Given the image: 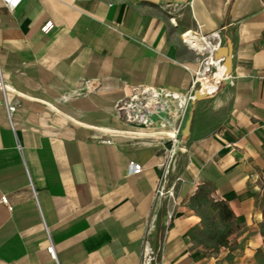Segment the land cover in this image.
Returning <instances> with one entry per match:
<instances>
[{
	"label": "crops",
	"instance_id": "obj_1",
	"mask_svg": "<svg viewBox=\"0 0 264 264\" xmlns=\"http://www.w3.org/2000/svg\"><path fill=\"white\" fill-rule=\"evenodd\" d=\"M187 28L227 37L230 71L191 104L158 196L170 155L112 107L134 85L188 87ZM1 194L0 264H140L143 244L158 264H264L263 1L0 0Z\"/></svg>",
	"mask_w": 264,
	"mask_h": 264
},
{
	"label": "built area",
	"instance_id": "obj_2",
	"mask_svg": "<svg viewBox=\"0 0 264 264\" xmlns=\"http://www.w3.org/2000/svg\"><path fill=\"white\" fill-rule=\"evenodd\" d=\"M5 5L12 9L18 0H3ZM172 3H167L170 6L167 9L169 16L168 19L174 22V13ZM52 23L49 19L45 20L40 28L46 31L51 27ZM190 30L184 29L181 32V39L189 48L193 49L198 57V65L193 70L190 83L185 89H173L164 85H134L128 94L123 95L116 99L113 103L112 113L117 115L124 123L131 126V132L138 134V136H151L154 141L160 144L162 149L171 155L184 136L183 127L192 104L191 100L195 93H201V80L205 76H212L214 85L205 89L207 95L213 93L218 86L220 80L224 78L223 65L221 58L212 56L216 47L223 43L221 36L216 31H211L208 37L198 34L192 29L191 36L198 40L200 47L191 46L189 41H186L182 35ZM217 63H220L222 71L220 75H214L217 70ZM6 111L10 114L18 105L17 102H8L3 98ZM154 134V135H153ZM110 141L109 138L103 139ZM165 165L163 172H165ZM127 172L137 173L141 170V164L133 159L127 161ZM163 177V173H162ZM164 182L160 178V185L155 188L156 195L167 194L172 196L171 187L164 188ZM0 201L8 208L5 194L0 195ZM169 215V213H168ZM46 251L54 257L53 247L51 241L45 246ZM140 264H158L156 259V249H153L149 244H143Z\"/></svg>",
	"mask_w": 264,
	"mask_h": 264
},
{
	"label": "water",
	"instance_id": "obj_3",
	"mask_svg": "<svg viewBox=\"0 0 264 264\" xmlns=\"http://www.w3.org/2000/svg\"><path fill=\"white\" fill-rule=\"evenodd\" d=\"M230 50H231L230 40L227 37H225L224 43L218 45L212 54V56L214 58H216V57L221 58V63L223 65V74H225L224 75L225 80H226V78L229 74V71H230ZM206 96H207V94L204 90L201 93H195L191 102L194 103L196 100H198L202 97H206ZM188 123H189V119H187L185 121V124L183 127V132L185 134L188 132Z\"/></svg>",
	"mask_w": 264,
	"mask_h": 264
},
{
	"label": "rangeland",
	"instance_id": "obj_4",
	"mask_svg": "<svg viewBox=\"0 0 264 264\" xmlns=\"http://www.w3.org/2000/svg\"><path fill=\"white\" fill-rule=\"evenodd\" d=\"M183 151L184 150L182 147V143L180 142L177 146H175L173 153L170 155V158L168 159V161H166V165H167L166 169H168V172L163 177L161 176L162 181L164 182V186L166 188L171 187L172 193H173V184L176 178H175L174 172H170V170H173L174 168H176L179 155Z\"/></svg>",
	"mask_w": 264,
	"mask_h": 264
},
{
	"label": "bare ground",
	"instance_id": "obj_5",
	"mask_svg": "<svg viewBox=\"0 0 264 264\" xmlns=\"http://www.w3.org/2000/svg\"><path fill=\"white\" fill-rule=\"evenodd\" d=\"M192 33V29L188 30L187 32H185L182 37L186 40L189 41V43L191 44V46L194 47H200L201 43L194 39V38H189L191 36ZM194 35H198L199 34H194ZM217 70H215L214 75H220L221 71H222V67L220 65V63H217ZM214 85L213 81H212V76H205L204 79L201 80V89L205 90V89H209Z\"/></svg>",
	"mask_w": 264,
	"mask_h": 264
},
{
	"label": "trees",
	"instance_id": "obj_6",
	"mask_svg": "<svg viewBox=\"0 0 264 264\" xmlns=\"http://www.w3.org/2000/svg\"><path fill=\"white\" fill-rule=\"evenodd\" d=\"M263 1V4H264V0ZM261 213H262V216H263V221H264V204L262 205V208H261Z\"/></svg>",
	"mask_w": 264,
	"mask_h": 264
},
{
	"label": "snow or ice",
	"instance_id": "obj_7",
	"mask_svg": "<svg viewBox=\"0 0 264 264\" xmlns=\"http://www.w3.org/2000/svg\"><path fill=\"white\" fill-rule=\"evenodd\" d=\"M13 2H15V0H13Z\"/></svg>",
	"mask_w": 264,
	"mask_h": 264
}]
</instances>
